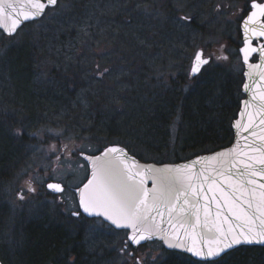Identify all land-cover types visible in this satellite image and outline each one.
Returning a JSON list of instances; mask_svg holds the SVG:
<instances>
[{
	"label": "rangeland",
	"instance_id": "rangeland-1",
	"mask_svg": "<svg viewBox=\"0 0 264 264\" xmlns=\"http://www.w3.org/2000/svg\"><path fill=\"white\" fill-rule=\"evenodd\" d=\"M180 2V10L189 5V0ZM143 9L140 0H59L41 20L24 26L12 38H4L6 51L3 59H0V77L5 79L4 84L12 87L13 78H23L21 72L26 78H39L40 84L42 78H59L63 73V78L69 79V82L75 85H63V102L54 96L48 98L45 104L50 112L47 111L44 120L33 116L34 123L30 124L31 127H26L28 122L25 123L23 117L7 114V109L16 110V101H2L0 91V105L3 103L6 109L3 114L5 116L0 117V132H9L15 143L19 142L18 152L22 153L19 164L13 167L12 176L3 185L4 192L13 201L11 204L14 209L4 236L0 235L1 241L15 239L16 236L19 238L26 227L19 222L37 215L42 210H46L51 218L61 217L62 220L63 210L70 215L76 211L78 198L74 188L83 183L89 174L87 162L78 153H92L105 147V144L123 140L128 136L127 129L144 116L137 106L141 100L132 99L139 98L136 94L138 92L143 104L148 99L142 94L141 85L136 83L139 81L140 66L139 57H136L138 55L135 53L140 51L142 42L140 23L144 18ZM128 17L133 21L127 22ZM12 45L15 47L8 50ZM21 45L25 51L23 54L18 52ZM111 47H117L118 51L109 53ZM123 51L130 52L132 60L135 57L131 69L124 70L120 65H116L118 68L107 77L93 78V65L96 61L100 60L102 64H107L109 60L113 62L114 56H120L118 54ZM29 52L30 60L27 59ZM221 52L219 49V53ZM19 54L24 57L17 59ZM24 67L29 71L24 70ZM54 67L57 69H53ZM55 70L57 73L52 74ZM121 79L129 80L130 85L126 87V82ZM127 88L138 92L130 91L131 99H128L127 95L124 100L129 91ZM145 117L147 116L143 118ZM179 124L178 117L170 125L171 140L174 144ZM159 130H163L160 131L163 137L166 128ZM54 132H62L63 135L57 137L53 135ZM33 136L35 137L32 138ZM147 141L142 140L141 147H147ZM63 144H68L72 150L70 157L61 154ZM51 145H56V154L49 151ZM57 154H60L59 161L56 159ZM149 155L148 153L146 156ZM54 175L57 179L52 178ZM29 180L36 189L34 193L26 190V181ZM50 180L61 181L65 191L51 192L46 187ZM21 190H24L23 200L18 198ZM69 217H65L67 221L71 220ZM98 221L90 223V234L96 238L108 236L113 243L120 242L116 264H135V258L128 255L129 251L138 256L142 264H167V259L172 264H205L185 253L168 250L156 240L136 250L128 246L122 252L127 239L125 233L108 231L101 220ZM82 230H86V226Z\"/></svg>",
	"mask_w": 264,
	"mask_h": 264
},
{
	"label": "snow or ice",
	"instance_id": "snow-or-ice-1",
	"mask_svg": "<svg viewBox=\"0 0 264 264\" xmlns=\"http://www.w3.org/2000/svg\"><path fill=\"white\" fill-rule=\"evenodd\" d=\"M55 5L57 0H0V29H4L5 21H10L9 28L5 30L12 35L22 22L36 20L44 14L46 8ZM250 8V14L243 21L245 47L241 48L240 52L245 63L248 62L251 53H258V58L264 62V43H259L260 39H264V3L250 0ZM178 21L188 22L190 17H178ZM252 37L257 38L256 47L252 46ZM211 58L205 55L203 49L197 50L190 57L192 63L189 75H198L205 65H209ZM215 58L228 59L227 56ZM250 67L262 68L264 63ZM109 74L110 70L107 67L95 65L94 79H103ZM260 79H264V75H261ZM244 89L249 90V85L244 84ZM252 100L258 101L256 111L248 115L246 125L236 121L234 126L238 129L243 127L247 131L255 116H260L259 125H264V91L254 93ZM243 103L247 106L250 102L245 100ZM260 131L264 133V128ZM53 135L61 137L63 133L54 132ZM237 135L239 136V132ZM251 135L264 141V134L258 136L257 132L253 131ZM244 139L247 141V137ZM237 147H240L239 140L236 146L217 152L214 156L200 157L190 164L165 165L162 168L140 165L135 157L129 156L119 147H107L103 149L101 155L84 156L83 151H80L78 154L90 164L92 171L87 183L76 190L79 193L78 205L83 213L89 216H102L116 228L128 230L122 252L129 244L139 246L142 241L158 236L168 247H184L205 264H213L221 253L234 245L264 244V143L259 145L254 141L251 144L245 143L242 147L247 151L237 152ZM49 151L56 154V145H51ZM248 151L254 154L248 156ZM71 152L68 144L61 146V154L65 157H70ZM56 159L60 160V154L56 155ZM213 160L220 164L219 168L213 169L216 176L209 175L206 167L207 162ZM201 161L205 164L193 172L192 169ZM217 176L229 181L235 177V181L227 185L230 191L225 192L222 188L213 189ZM52 178L57 179L55 175ZM146 178L152 179L153 188L146 187ZM46 187L53 193L65 191L63 184L59 182L47 183ZM26 190L32 193L36 191L31 180L26 181ZM215 191H219L223 197L222 203L227 206L231 218L228 215L222 216L219 211L221 200L215 195ZM207 192H213V195L209 198L205 195ZM190 195L196 203H190ZM201 195H205L209 202H216L218 210L211 221L208 219L209 205L205 203L202 205L205 215L201 222L199 215ZM18 198L20 200L25 198L24 190L18 193ZM71 215L79 217L81 212L74 211ZM165 216L169 227L162 228L160 225ZM158 218L159 223L156 222ZM173 220H176L180 227H184V222L187 221L193 230L200 225L202 229L207 230L206 234L201 232L192 235L191 244L184 245L180 241L179 233L174 231L176 224ZM187 234L186 231L185 235ZM128 255L135 258V264H142L141 259L134 256L132 251H129Z\"/></svg>",
	"mask_w": 264,
	"mask_h": 264
},
{
	"label": "flooded vegetation",
	"instance_id": "flooded-vegetation-1",
	"mask_svg": "<svg viewBox=\"0 0 264 264\" xmlns=\"http://www.w3.org/2000/svg\"><path fill=\"white\" fill-rule=\"evenodd\" d=\"M58 1L59 0H57V3ZM256 2L264 3V0H256ZM140 3L144 8V18L140 23L142 42L140 51H136L135 53L138 56L134 55L139 57L138 61L140 71L138 80L141 85V92L146 99L148 98L154 101H159L164 98H168L175 100L178 99L179 96L181 97L185 94L193 96L192 92H195L197 89L204 91L211 84L212 77L209 76L211 75L210 72L213 71L221 74L222 70H227L233 76L241 78L239 91L240 106V100L244 95L241 88L244 80V63L243 54L240 52V49L245 47L243 42V21L250 14V0H189L188 7L181 10L180 4L182 5V3L180 0H140ZM49 9L50 8H48L47 11ZM46 13L38 20H32L24 23L12 35L4 33V31L0 29V59H3L6 51V47H4L5 37L12 38L21 28L41 20ZM184 16L190 17V21L179 22L178 17ZM132 21L131 17H128L127 22ZM259 43H264V39H260ZM252 45L257 46L256 37H252ZM12 46L13 47L7 49L11 50L15 47L14 45ZM111 48L112 49L109 51L111 54L118 51L117 47ZM199 49H203L205 55L211 56L212 58L209 65H205L198 75L190 76L189 71L192 63L190 57ZM219 49L222 51L221 53H219ZM23 50L24 48L22 46L18 52H22L23 54L25 53ZM29 54L30 56L27 57L28 60L31 58V53L29 52ZM118 55L120 56H114L113 62L109 60L107 64L100 63V60L96 61L93 68L95 69V65L99 64L102 67H107L110 70V73L115 71L114 69L118 68L116 65H120V68H123L124 70L131 69V63L135 57H133L134 59L132 60V55L128 51H123ZM216 56H227L228 59L217 60L215 58ZM23 57L24 56L19 54L17 59ZM257 59L258 55L253 53L251 60L255 61ZM17 67L19 66L17 65ZM25 69L29 71L28 68L24 67V70ZM53 69L57 68L54 67ZM14 71H16L15 68ZM61 71L63 70L61 69ZM54 73H57L56 70L52 72V74ZM20 74L23 78H13L14 81L12 87L4 84L5 79L0 77V91L2 94V101L3 99L4 101L5 99L6 101H16V110L7 109V112L9 111L7 114L12 113V116L23 117V121L25 123L28 122L26 127H31L34 123L33 116L35 115L42 120L46 118V113L48 114V112H50L49 107L45 104L47 103L48 98L54 96L59 101L63 100V85L69 86V84H74L70 83L69 79H64L63 73L59 78H42V84L38 82L39 78H26L21 72ZM105 77H107V75ZM123 81L124 83L126 82V87L130 85L129 80H122V82ZM127 89L130 90V88ZM127 95L129 99L130 94L127 92V94H125V98H123L124 100L127 99ZM5 110L6 109L2 103L0 105V117L5 114ZM34 127H36V125ZM25 131H27V128ZM25 131L23 134H25ZM34 137L35 136L32 138ZM19 154L22 155V153ZM20 160V158L18 159V157H16L14 165H18ZM57 182L62 183L61 181L56 180H50L49 183ZM5 201L10 207L5 218V227L7 229L9 218L13 213L14 207L11 204L13 201L9 199L7 194L5 196ZM76 211L81 212L79 217H74L65 213L63 210V220L59 217V221L55 223L57 227L63 228L62 264H116V257L118 256L117 253L119 250L118 244L120 242L113 243L111 238L108 236L101 238L92 236V234H90V223L101 220V222L105 225L103 226L106 227L108 231L115 230L123 232L126 236L128 234V230L117 229L100 217L89 216L83 213L79 205L77 206ZM68 215L70 216V221L66 220ZM46 216L51 218L46 210H42L41 212H38L37 215L31 216L27 220L19 222V224H25L27 227L33 223V220H37V218H46ZM47 225H50V223ZM84 226H86V230H82ZM20 241H22L21 238L3 240V252L5 253L9 249L10 244L18 243L19 245ZM147 243L148 242L139 246L129 244V247H132V250H136L138 247H142ZM254 247L264 248L262 246L255 245H241L237 247V249L238 252L241 253L242 258V254H244L245 251H253ZM166 261L172 263L168 259Z\"/></svg>",
	"mask_w": 264,
	"mask_h": 264
},
{
	"label": "trees",
	"instance_id": "trees-1",
	"mask_svg": "<svg viewBox=\"0 0 264 264\" xmlns=\"http://www.w3.org/2000/svg\"><path fill=\"white\" fill-rule=\"evenodd\" d=\"M210 73L211 84L204 91L197 89L192 92L193 96L185 94L175 100L164 98L154 101L148 99V102L143 104L140 98L141 94L137 90L127 91L130 94L131 92H138L136 94L139 98L132 96V99L134 101L141 100L137 106L140 108L141 115L147 117L143 118L144 116H142L137 123L132 124L127 129L128 136L124 138L125 140L120 139L119 142L113 143L126 145L131 152L141 159L161 162L188 158L200 152L214 150L229 144L233 139L231 122L239 107L241 78L233 76L227 70H222L221 74L213 71ZM136 83L140 84L139 81ZM178 117L180 124L174 144L171 140L170 125ZM162 128H166L163 137L160 134V131L163 132V130H159ZM14 140L9 132H0L1 236H4L6 231L5 218L10 208L5 201L6 194L3 185L12 176L13 167L17 166V164L14 165L16 157L21 159L20 152H18L20 144L18 145L19 142L15 143ZM142 140L147 141V147H141ZM148 153L150 155L146 156ZM57 222L58 219L47 216L33 220L32 224L24 227L19 236L22 239L20 244L21 242L22 244H10L5 253L0 238V255L4 263L62 264L63 228L57 227L55 225ZM46 223H50V225ZM263 257L264 248L254 247L253 251L247 250L242 254V258L241 253L236 248L226 256L215 260L213 264H264Z\"/></svg>",
	"mask_w": 264,
	"mask_h": 264
},
{
	"label": "water",
	"instance_id": "water-1",
	"mask_svg": "<svg viewBox=\"0 0 264 264\" xmlns=\"http://www.w3.org/2000/svg\"><path fill=\"white\" fill-rule=\"evenodd\" d=\"M49 7H53V6H49ZM46 10H47V8L45 9L44 14L46 13ZM5 15H7V13ZM41 17H39L37 19H40ZM29 21H32V20H29ZM29 21L22 22L20 24V26L15 30V32L24 23L29 22ZM10 23H11L10 21H5L4 29H1L6 34H8V33H7V31L5 29H8L9 28ZM252 46L253 47H256L255 45H252ZM256 54L258 55V53H256ZM252 55H253V53H251L249 55V58H248V62L247 63H245L244 60H243V63H244V73H243L244 80H243V83H242L241 88H242V92H243L244 95H243V97L240 100V106H239V109L237 111V115L232 119V122H231V128H232V131H233V139H232V141L229 144L224 145V146H221V147H218V148H216L214 150H210V151H206V152H200V153L195 154V155H193L191 157H188V158H184V159H180V160H174V161H162V162L161 161H155V160H145V159H141L140 157H138L137 155H135L133 152H131L130 149L127 146H125V145H123L121 143H112V144H109V145L105 146L103 149H105L107 147H119V148H123L127 152V154L129 156L135 157V160L140 165H153V166H155L157 168H162L165 165H183V164H190L192 161L198 160L200 157H210V156H214L215 153H217V152H221V151H224V150H226L228 148H232V147L236 146L237 145V140H239V145H240V147H237V152L247 151V149H244L242 147L243 145H245V143L251 144L253 141L257 145H259L261 143H264V141H261V140H259L256 137H254V136L251 135V133L253 131H256L258 136L261 135V134H264V133H261V131H260V129L264 128V125H259V120L261 119L260 116H255L254 117V120H253L252 124L251 125H248L247 131H245L243 129V127H241V128L238 129L237 127L234 126L236 124V121H240L241 125H246L248 123V115L250 113H255L256 108H257V103H258V101L254 102L252 100L253 94L254 93L258 94L261 91H264V79H260L261 75H264V67H262V68H252V67H250V65L262 64L264 62H262L259 58L257 60H255V61H252L251 60V56ZM244 84H248L249 85V90L246 91L244 89ZM245 100H247V101L250 102L247 106H245V104L243 103ZM242 112L244 113V115H241ZM238 132H239V136L237 135ZM244 137H247V141H245ZM103 149H101L97 153H87V152H83V153H84V156H87V155H101ZM253 154L254 153H252L251 151H248V156H251ZM241 158L242 159H247V157H241ZM87 164L89 166V175H88V178L86 179V181L83 184H81L80 186H78L77 188H75V192H76V195H77V198L78 199H79V193L76 190L78 188L83 187V185L85 183H87L88 179L91 178V171H92V169H91L90 164L89 163H87ZM204 164H205V162L204 161H201L199 164H197L192 169V171L195 172L201 165H204ZM237 166L239 167V164ZM206 167H207V170H208V174L209 175L216 176V173L213 171V169L214 168H219L220 167V164L216 160H213V161L207 162ZM224 167L225 168L227 167V164L226 163H225ZM257 180L259 181V177H257ZM234 181H235V177H233L232 181H229V180L225 179L222 176H217L216 177V184L213 185L212 187H213L214 190L215 189H218V188H222V189H224L225 192H228L230 190L228 189L227 185L230 182H234ZM146 187L149 188V189L153 188V181H152V179L146 178ZM205 187H207V185H205ZM205 195L210 198L213 195V192H207ZM205 195H201L200 196V205H201V207H200L199 215H200V218H201V222H203L204 215H205L202 205H204L205 203H208V205H209V216H208V219L210 221L214 218V214L218 210L217 209V206H216V202L215 201L209 202V200H206L205 199ZM215 195L218 198H220V200H221V207H220L219 211L221 212L222 216L223 215H228L231 218V213L228 212L227 206L222 203L223 197H221L220 192L219 191H215ZM181 200H183V197H181ZM189 200H190V203H196V200L193 197H191V195L189 196ZM95 217H100V218H102L104 220V218L102 216H95ZM104 221H106V220H104ZM106 222H108V221H106ZM156 222L157 223L160 222L159 221V218L157 219ZM192 222L193 223L195 222V218H193V221ZM173 223L176 224V228L174 229V231H176V232L179 233V235H180V241L184 245H190L191 244V237H192V235H196V234H199L201 232H203V233L206 234V231H207L206 229H202V227L200 225H197V227L193 230V229L190 228L189 222H187V221L184 222V227H180V225L177 223L176 220H173ZM112 226H114V225H112ZM160 226L162 228L169 227L168 220H167V216L164 217V220H163V222L161 223ZM117 229H124V228H117ZM186 231L188 233L187 235H185V232ZM154 240L160 241L162 243V245L166 249L174 250V251H179V252L188 254L192 258L201 261L199 258L193 256L190 252L186 251V248H184V247H181V248H176V247L170 248V247H168L167 244L163 240H161V239L158 238V236H154L150 240L142 241L141 244L146 243L148 241H154ZM170 242H174V241H170ZM241 245H255V246H262V247H264V244H257V243L245 244V243H241L239 245H234L232 248L227 249L225 252L221 253V255H220L219 258H221L226 253L230 252L231 250H233V249H235V248H237V247H239ZM0 264H5L1 257H0Z\"/></svg>",
	"mask_w": 264,
	"mask_h": 264
}]
</instances>
